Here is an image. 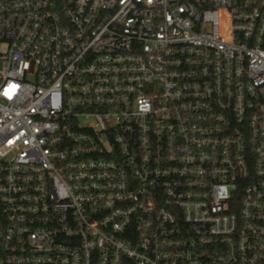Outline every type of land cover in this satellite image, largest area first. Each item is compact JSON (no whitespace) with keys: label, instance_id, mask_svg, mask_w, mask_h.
<instances>
[{"label":"built area","instance_id":"1","mask_svg":"<svg viewBox=\"0 0 264 264\" xmlns=\"http://www.w3.org/2000/svg\"><path fill=\"white\" fill-rule=\"evenodd\" d=\"M0 264H264V0H0Z\"/></svg>","mask_w":264,"mask_h":264}]
</instances>
